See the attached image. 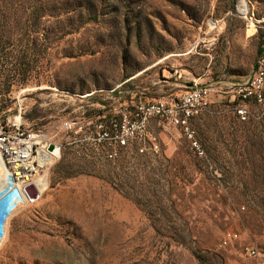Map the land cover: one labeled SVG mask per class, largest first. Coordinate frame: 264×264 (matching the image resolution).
Here are the masks:
<instances>
[{
	"label": "rangeland",
	"instance_id": "374dc122",
	"mask_svg": "<svg viewBox=\"0 0 264 264\" xmlns=\"http://www.w3.org/2000/svg\"><path fill=\"white\" fill-rule=\"evenodd\" d=\"M81 1V27L41 54L40 66L25 58L30 80L19 85L9 73V92L0 82V126L10 128L14 118L41 129L61 153L36 179L39 197L6 215L0 264H246L242 248L264 247V112L251 104L239 121L223 84L253 71L264 0ZM238 1L247 20L235 13ZM221 19L209 45L208 21ZM63 49L78 54L63 56ZM174 69L180 77H170ZM194 80L215 88L213 103L189 122L202 155L181 130L156 124L162 145L153 155L128 149L110 162L64 144L60 121L92 115L96 99L159 95ZM229 231L238 239L221 245Z\"/></svg>",
	"mask_w": 264,
	"mask_h": 264
},
{
	"label": "built area",
	"instance_id": "2783aa9c",
	"mask_svg": "<svg viewBox=\"0 0 264 264\" xmlns=\"http://www.w3.org/2000/svg\"><path fill=\"white\" fill-rule=\"evenodd\" d=\"M235 13L245 18L239 1ZM208 24L215 32L211 41H207L212 45L224 27V20H210ZM200 41L203 43V40ZM173 72L170 77L181 76L177 69ZM223 86L225 92L229 93V104L239 121L247 120L251 104L264 112V55L259 56L251 79L225 82ZM181 87L183 89L159 95L142 92L126 100H118L112 95L98 103L96 99L90 103L95 107L92 115L83 114L60 121L59 126L65 132L64 144L74 146L78 154L88 158H95L98 154L110 162H115L128 149L139 155H153L161 151L162 145L161 134L154 126L156 124L162 128L181 130L190 139L194 151L202 155L203 151L193 137L189 122L213 103L211 95L215 88L195 80L186 81ZM8 122L10 128L0 126V153L8 182L0 196V236L4 229L3 221L11 211L9 204L14 207L17 199L22 201L23 186L33 182L37 187L38 176L47 175L50 166L58 159L48 150L49 143H55L60 148L59 142L43 130L25 128L14 118L12 121L8 119ZM237 239V232H226L222 235L221 245ZM240 252L246 264H264L263 246L248 245Z\"/></svg>",
	"mask_w": 264,
	"mask_h": 264
},
{
	"label": "trees",
	"instance_id": "16d2710c",
	"mask_svg": "<svg viewBox=\"0 0 264 264\" xmlns=\"http://www.w3.org/2000/svg\"><path fill=\"white\" fill-rule=\"evenodd\" d=\"M4 1L10 2V7L2 5ZM74 3L75 7L70 9L65 0H0V82L4 83L5 92L10 91L13 83H7L9 73L19 85L30 80L29 62L25 61L28 55L36 57L35 67L40 66L41 54L49 48L58 49L64 37L76 32L86 21L82 1L75 0ZM71 10L75 15L67 14ZM61 53L68 57L78 54L64 49ZM256 53L257 59L264 55V43L260 40ZM17 63L22 65L20 71H17ZM3 65H10L6 73ZM258 136L263 143L261 138H264V123L261 124ZM64 175L68 177L71 173L65 172Z\"/></svg>",
	"mask_w": 264,
	"mask_h": 264
},
{
	"label": "bare ground",
	"instance_id": "6f19581e",
	"mask_svg": "<svg viewBox=\"0 0 264 264\" xmlns=\"http://www.w3.org/2000/svg\"><path fill=\"white\" fill-rule=\"evenodd\" d=\"M241 6H242V8L244 9V14H245V16L247 15V13H248V8H247V5L245 4V2H241V3H239ZM249 19L250 20H252V16H250L249 17ZM247 20V19H246ZM210 21V20H209ZM209 21H208V23H209ZM249 25V24H248ZM251 26H253V24H250ZM251 33V32H250ZM259 59V58H258ZM258 59H257V61H258ZM257 61H256V63H257ZM255 68H256V64H255V66H254V69H253V71L244 79V80H249V79H251V77H252V74L254 73V70H255ZM5 173H6V166H5V164L3 163V156H2V154L0 153V187L1 186H4V185H6V184H8V182H7V180H6V177H5ZM39 178V177H38ZM37 183V182H36ZM43 185H44V183H43ZM37 187H38V189H39V185L37 184ZM46 187V186H45ZM44 187V188H45ZM40 191V190H39ZM16 198H18L17 196H16ZM28 199H27V197L25 196V194H24V198H23V200L21 201L20 199H17V203L15 204V206L11 209V211L9 212V214H11L18 206H21V205H23V204H26L28 201H27ZM8 214V215H9ZM7 218H8V216L5 218V220L7 221ZM3 232H4V230H3ZM1 239H2V234H1V236H0V241H1ZM253 246H256V245H253Z\"/></svg>",
	"mask_w": 264,
	"mask_h": 264
},
{
	"label": "water",
	"instance_id": "95a60500",
	"mask_svg": "<svg viewBox=\"0 0 264 264\" xmlns=\"http://www.w3.org/2000/svg\"><path fill=\"white\" fill-rule=\"evenodd\" d=\"M48 150L52 152L57 158L60 157V148L55 143H49ZM23 191L28 200L33 201L39 197V191L33 182H29L23 186Z\"/></svg>",
	"mask_w": 264,
	"mask_h": 264
},
{
	"label": "clouds",
	"instance_id": "9594fccd",
	"mask_svg": "<svg viewBox=\"0 0 264 264\" xmlns=\"http://www.w3.org/2000/svg\"><path fill=\"white\" fill-rule=\"evenodd\" d=\"M12 207H13V205L12 204H9V210H11Z\"/></svg>",
	"mask_w": 264,
	"mask_h": 264
},
{
	"label": "crops",
	"instance_id": "0c3cea01",
	"mask_svg": "<svg viewBox=\"0 0 264 264\" xmlns=\"http://www.w3.org/2000/svg\"><path fill=\"white\" fill-rule=\"evenodd\" d=\"M178 70V69H177ZM179 71V70H178ZM182 85V84H181ZM181 87V86H180ZM179 90H181V89H179Z\"/></svg>",
	"mask_w": 264,
	"mask_h": 264
}]
</instances>
